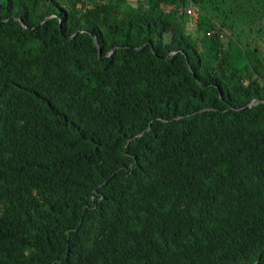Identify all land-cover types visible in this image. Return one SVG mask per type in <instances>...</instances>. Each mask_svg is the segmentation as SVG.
<instances>
[{"label":"trees","instance_id":"trees-1","mask_svg":"<svg viewBox=\"0 0 264 264\" xmlns=\"http://www.w3.org/2000/svg\"><path fill=\"white\" fill-rule=\"evenodd\" d=\"M0 264H264V0H0Z\"/></svg>","mask_w":264,"mask_h":264},{"label":"water","instance_id":"water-1","mask_svg":"<svg viewBox=\"0 0 264 264\" xmlns=\"http://www.w3.org/2000/svg\"><path fill=\"white\" fill-rule=\"evenodd\" d=\"M26 25V24H25ZM27 26V25H26ZM97 40V45H98V47L100 48V43H99V41H98V39H96ZM102 54H103V51H102V49L100 48V55L102 56ZM252 107V104H250V105H248L247 106V108H251ZM237 109H240V108H237Z\"/></svg>","mask_w":264,"mask_h":264},{"label":"built area","instance_id":"built-area-1","mask_svg":"<svg viewBox=\"0 0 264 264\" xmlns=\"http://www.w3.org/2000/svg\"><path fill=\"white\" fill-rule=\"evenodd\" d=\"M188 13L191 15L194 13L193 7L189 8Z\"/></svg>","mask_w":264,"mask_h":264},{"label":"rangeland","instance_id":"rangeland-1","mask_svg":"<svg viewBox=\"0 0 264 264\" xmlns=\"http://www.w3.org/2000/svg\"><path fill=\"white\" fill-rule=\"evenodd\" d=\"M194 23L191 24V26H193ZM195 25V24H194Z\"/></svg>","mask_w":264,"mask_h":264}]
</instances>
